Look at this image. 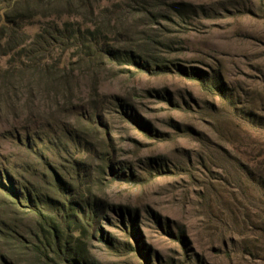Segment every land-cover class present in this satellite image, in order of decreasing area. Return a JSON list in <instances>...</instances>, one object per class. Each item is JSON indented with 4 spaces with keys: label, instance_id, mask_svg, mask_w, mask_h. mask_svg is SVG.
Listing matches in <instances>:
<instances>
[{
    "label": "rangeland",
    "instance_id": "374dc122",
    "mask_svg": "<svg viewBox=\"0 0 264 264\" xmlns=\"http://www.w3.org/2000/svg\"><path fill=\"white\" fill-rule=\"evenodd\" d=\"M8 11L50 52L0 97V264H73L29 209L68 200L88 264H264V0Z\"/></svg>",
    "mask_w": 264,
    "mask_h": 264
},
{
    "label": "trees",
    "instance_id": "16d2710c",
    "mask_svg": "<svg viewBox=\"0 0 264 264\" xmlns=\"http://www.w3.org/2000/svg\"><path fill=\"white\" fill-rule=\"evenodd\" d=\"M18 0H15L13 5L6 4L3 9L4 13H0V58L8 54H16L17 60L10 62V65H0V97L8 96L9 93H17L19 86L25 82L23 74L34 75L38 70H42L46 67V58L49 55V47L45 43V37L37 35L44 42L40 46L36 41L28 42V34L22 29V21H25L26 16H21L20 21L16 17L11 16L9 9H13L17 5ZM26 2V0H23ZM9 8V9H8ZM40 41V42H41ZM39 42V43H40ZM39 45V63L30 64L29 61H33L36 56H34V46ZM50 71V70H49ZM38 72V71H37ZM43 77L46 74H42ZM29 86L31 80L28 81ZM21 192L15 197V204L21 205ZM71 202V200H68ZM68 201L62 202L60 208L57 212L49 213L45 208L37 209L34 206H29V209L34 208L37 210L39 216L38 223V235L42 239L43 248L37 247L34 251H45L46 249H51V253L46 256L51 260L65 259L66 255H70L73 264H88V260L85 259L84 253H82L79 244H74L72 239H68L64 236L68 227H71V223L67 224L65 219L72 215H78L79 207L76 205H69ZM67 205V206H66ZM78 210V211H77ZM74 224V223H73ZM72 235V234H69ZM73 238V236H70ZM78 240V239H77ZM78 247V248H76ZM52 253L55 256H50Z\"/></svg>",
    "mask_w": 264,
    "mask_h": 264
}]
</instances>
